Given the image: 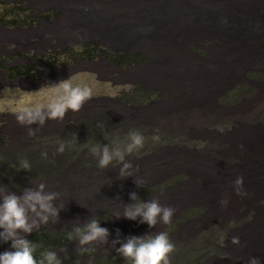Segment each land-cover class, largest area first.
<instances>
[{"label": "rangeland", "instance_id": "1", "mask_svg": "<svg viewBox=\"0 0 264 264\" xmlns=\"http://www.w3.org/2000/svg\"><path fill=\"white\" fill-rule=\"evenodd\" d=\"M1 2L21 3L28 22L0 23V59L42 74L0 77V186L21 195L42 182L60 194L58 222L33 233L71 231L90 218L110 233L109 244L88 251L75 240L56 248L62 264L71 255L82 264H130L111 246L117 230L120 240L165 232L175 245L169 264H249L251 257L264 264V0ZM94 45L93 58L83 53ZM50 55L57 61L45 63ZM129 56L136 62L122 60ZM65 82L90 89L91 98L28 136L16 114L47 108ZM130 130L145 137L127 157L134 177L120 179L115 162L97 168L90 147L126 141ZM21 159L29 170L19 168ZM240 176L242 196L234 186ZM131 192L174 208L171 223L150 228L117 218L134 203ZM10 250L11 241H0V254Z\"/></svg>", "mask_w": 264, "mask_h": 264}, {"label": "clouds", "instance_id": "2", "mask_svg": "<svg viewBox=\"0 0 264 264\" xmlns=\"http://www.w3.org/2000/svg\"><path fill=\"white\" fill-rule=\"evenodd\" d=\"M19 79L30 81L25 78ZM59 84L51 86L58 87ZM90 98V89L72 87L65 82L63 95L50 103L47 108L21 110L16 114V120L18 124L27 128L28 136H33L47 121H62L68 110L79 111ZM32 125H38V127L33 128ZM144 142L145 137L139 130H130L126 141L113 142L111 145H94L89 151L97 159V168L106 169L115 162L118 165V176L120 179H126L134 177V166L127 157L142 149ZM66 146L65 142H61L57 152L62 154ZM42 156L46 158L47 153H42ZM30 167L26 159L19 161L20 169L29 170ZM134 183L137 187H144L146 181L135 178ZM234 186L237 195L246 194L242 191V176L235 179ZM59 195L57 192L47 191L46 185L42 182L24 188L21 195L0 186V241L5 243L11 241L12 249L0 254V264H62L58 253L52 250L41 251L40 258L37 259L34 253L41 246L25 238L26 235L38 230L42 225H47L50 221L58 222L59 213L65 208L56 203ZM129 195L134 203L124 205L123 213L118 214L117 218L122 216L133 221L139 218L140 223H146L150 228L156 227L158 223L164 225L171 223L176 211L174 208L161 205L157 198L144 202L138 198L136 192H131ZM109 235V230L101 227L97 219L90 218L83 224L79 221L67 233V238L70 241L75 240L80 251H88V246L95 243L109 244ZM232 243L238 244L239 237H233ZM117 244L120 246L116 247ZM111 246L130 264H169V254L175 247L165 232L129 236L125 240H120L119 230H117V239L111 242ZM249 264H260V260L251 257Z\"/></svg>", "mask_w": 264, "mask_h": 264}, {"label": "trees", "instance_id": "3", "mask_svg": "<svg viewBox=\"0 0 264 264\" xmlns=\"http://www.w3.org/2000/svg\"><path fill=\"white\" fill-rule=\"evenodd\" d=\"M0 5L3 7L2 12L0 13V23L8 26V27H16V26H24L28 19L23 15L22 6L21 3H15V4H8L6 2H1ZM98 45H94L91 48H85L83 53H88L93 58L95 53V49ZM87 49V50H86ZM82 53V54H83ZM123 55V54H121ZM54 55L47 56L46 61L47 63L56 62L57 59ZM117 56V55H116ZM52 57V58H51ZM134 57V56H133ZM131 56L123 59L124 61H128L129 64H132L133 62H136L137 57L133 58ZM116 62L118 64H122L119 58L116 59ZM42 72L33 64H27L24 66H7L4 61L0 59V77L7 76L8 78L14 79V78H25L29 80H36L38 76H40ZM88 158V157H86ZM84 165V164H83ZM86 169V168H85ZM81 168V170H85ZM36 172V171H34ZM54 174H60L58 172H53ZM62 173V172H61ZM61 175V174H60ZM69 231H57V232H51L47 233L46 230H39L34 232L29 240L33 241L34 243L40 245L41 247L37 249V251L34 253V256L39 259L40 258V252L43 250H52L55 251L56 248H59L62 245L67 244L70 242V240L67 238V233ZM77 257H80V255H71L64 264H82L80 263V259Z\"/></svg>", "mask_w": 264, "mask_h": 264}, {"label": "bare ground", "instance_id": "4", "mask_svg": "<svg viewBox=\"0 0 264 264\" xmlns=\"http://www.w3.org/2000/svg\"><path fill=\"white\" fill-rule=\"evenodd\" d=\"M165 16H166V15H165ZM164 19H165V18H164ZM202 19H203V18H202ZM209 19H210V18H208V20H209ZM204 20H205V19H204ZM210 20H211V19H210ZM194 21H195V20H194ZM234 23H235V22H234ZM229 24H233V22H231L230 20H227V24H226V26L229 25ZM233 25H234V24H233ZM225 30H227V32H228V31H230V32H232V31H237V27H232V28H229V29L226 27ZM247 31H248V30H247ZM247 31H246V32H247Z\"/></svg>", "mask_w": 264, "mask_h": 264}]
</instances>
